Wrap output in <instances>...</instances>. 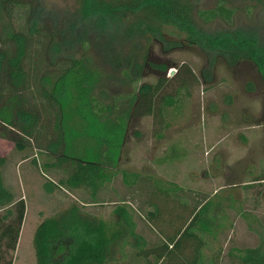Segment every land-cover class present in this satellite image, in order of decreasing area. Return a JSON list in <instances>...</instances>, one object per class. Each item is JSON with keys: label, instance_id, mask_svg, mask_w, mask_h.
<instances>
[{"label": "trees", "instance_id": "trees-1", "mask_svg": "<svg viewBox=\"0 0 264 264\" xmlns=\"http://www.w3.org/2000/svg\"><path fill=\"white\" fill-rule=\"evenodd\" d=\"M42 1L0 0V139L12 143L19 168L28 160L39 172L45 191L60 188L73 199L35 225L34 264H117L114 249L128 239L129 262L203 264L202 235L218 228L221 203L175 183L162 186L148 174H126L116 161L127 120L154 115L157 125L167 126L165 109L181 101V92L188 94L186 88L198 79L185 63L157 64L154 83L131 81V94L121 99L125 107L116 104L117 97L104 101L86 34L106 35L105 44L111 47L119 34L155 37L171 25L188 43L228 65L250 62L263 86L264 42L252 30L235 26L238 8L226 0L206 9L187 0H74L72 19L57 27L45 23ZM253 1L243 8L248 18L253 7L264 10V0ZM215 20L224 29L207 31L205 25ZM75 41L81 52L77 57L67 53ZM171 66L175 72L166 77ZM67 119L81 131L89 153L69 154ZM181 154L171 145L156 163L176 161ZM4 164L0 156V264H12L26 205L5 187ZM117 173L129 188L128 199L117 198ZM263 182L261 174L245 187ZM105 203L111 205L107 217L84 209ZM210 264H264L263 235L253 246L217 248Z\"/></svg>", "mask_w": 264, "mask_h": 264}, {"label": "rangeland", "instance_id": "rangeland-1", "mask_svg": "<svg viewBox=\"0 0 264 264\" xmlns=\"http://www.w3.org/2000/svg\"><path fill=\"white\" fill-rule=\"evenodd\" d=\"M187 1L194 8L206 9L216 0ZM226 1L238 8L234 16L235 26L252 30L257 41L264 42V10L253 7L248 18L243 8L252 6L253 0ZM42 5L46 11L45 23L57 27L72 19L75 1L43 0ZM204 28L214 32L224 29V25L215 20ZM184 37L185 34H177L173 26L165 25L160 36L130 33L127 37L119 34L110 42L111 47H107L106 35L93 30L86 34L90 44L88 58L95 66L97 84L105 91L100 95L104 101H109L110 96L117 97L116 104L125 107L126 101L121 102V99L131 94V81L154 83L159 73L155 67L157 64L176 66L185 63L198 79L197 83L186 88L188 94L184 90L181 92V101L165 109L167 126L157 125L158 118L154 115L128 119L116 161L117 167L126 174H148L162 186L175 183L203 192L221 203L223 211L215 221L218 228L211 234L202 235L205 242L202 261L209 264V256L217 248L253 246L260 233L264 238V182L245 187L252 177L264 176V86L250 62L228 65L224 58L211 52L204 53ZM67 49V53L75 57L81 54L77 41ZM174 72L175 67L171 66L166 69L165 76ZM65 124L69 133V154L81 156L89 153V144L79 128L70 119ZM171 145L182 151L181 157L176 161L156 163ZM0 156L5 159L3 175L6 183L15 187L11 166L16 164L18 156L11 142L0 139ZM27 162L21 163V167L25 166L23 171L18 170L20 194L26 207L13 264H34L32 225L73 200L60 188L45 191L43 178ZM114 181L117 198L128 199L129 188L121 184L119 173ZM110 206L105 203L100 207L84 206V209L107 217ZM128 244L129 239L122 246L115 247L117 264L140 263L137 260L129 262Z\"/></svg>", "mask_w": 264, "mask_h": 264}, {"label": "crops", "instance_id": "crops-1", "mask_svg": "<svg viewBox=\"0 0 264 264\" xmlns=\"http://www.w3.org/2000/svg\"><path fill=\"white\" fill-rule=\"evenodd\" d=\"M5 165V164H4ZM4 165H3V167H4ZM3 167H2V174H3ZM19 166H18V164H15V165H12L11 166V169L13 170V172H14V175H15V178H17L18 180H16L15 178H13V183H14V185L13 186H15V187H12V185H8V183H6V180H5V178H4V175H3V180H4V184H5V187L7 188V190L10 192V193H13L14 195H16V196H19L20 198H23V196L20 194V187H21V178L19 177V172H18V170L19 171H23V167H25V166H23V167H20V168H18ZM21 169V170H20ZM26 169H28V168H26ZM19 182V183H18ZM15 183H17V184H15ZM23 200H24V198H23ZM39 222V221H38ZM37 222V223H38ZM36 223V224H37ZM23 224H24V218H23V221H22V223H21V226H20V230H19V234H18V239H17V243H16V246H15V249H14V251H13V258H14V253H15V251L17 250V248H18V245H19V241H20V236H21V232H22V227H23ZM36 224H33L32 225V227H33V229H34V227H35V225ZM33 231V230H32ZM203 248H204V246H203ZM203 248L201 249V258H202V260H203V257H202V255H203ZM217 250V249H216ZM216 251H213L211 254H210V256H209V264H210V259H211V256L213 255V253H215ZM13 258H12V264H13ZM202 263H203V261H202ZM204 264V263H203Z\"/></svg>", "mask_w": 264, "mask_h": 264}]
</instances>
